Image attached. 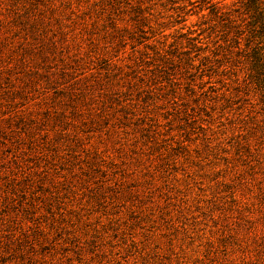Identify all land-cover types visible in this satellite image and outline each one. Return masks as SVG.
<instances>
[{
  "label": "rangeland",
  "instance_id": "374dc122",
  "mask_svg": "<svg viewBox=\"0 0 264 264\" xmlns=\"http://www.w3.org/2000/svg\"><path fill=\"white\" fill-rule=\"evenodd\" d=\"M0 264H264V0H0Z\"/></svg>",
  "mask_w": 264,
  "mask_h": 264
}]
</instances>
